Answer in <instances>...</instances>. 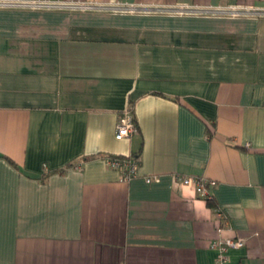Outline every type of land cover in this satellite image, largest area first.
Wrapping results in <instances>:
<instances>
[{"label": "crops", "instance_id": "crops-1", "mask_svg": "<svg viewBox=\"0 0 264 264\" xmlns=\"http://www.w3.org/2000/svg\"><path fill=\"white\" fill-rule=\"evenodd\" d=\"M221 235L264 264V17L0 7V264H216Z\"/></svg>", "mask_w": 264, "mask_h": 264}, {"label": "built area", "instance_id": "built-area-1", "mask_svg": "<svg viewBox=\"0 0 264 264\" xmlns=\"http://www.w3.org/2000/svg\"><path fill=\"white\" fill-rule=\"evenodd\" d=\"M0 7L24 8V9H48V10H70V11H106V12H153L165 14L184 15H209V16H251L264 17V7L232 3L227 5H199L190 3L176 4H143L123 3L117 1L96 0H0ZM137 130L136 120L130 107L121 114L116 125V139L129 137ZM108 165L119 172L120 180L130 181L140 175V158L134 155L106 154ZM184 185H194L197 195L207 201L213 199L211 192L216 180L205 176H181ZM151 181L152 177H146ZM217 217L220 220L218 230L222 231L230 226V219L221 207L215 206ZM244 240L234 237H222L212 242V247L218 249L216 264H229L228 252L231 248L241 247Z\"/></svg>", "mask_w": 264, "mask_h": 264}, {"label": "trees", "instance_id": "trees-1", "mask_svg": "<svg viewBox=\"0 0 264 264\" xmlns=\"http://www.w3.org/2000/svg\"><path fill=\"white\" fill-rule=\"evenodd\" d=\"M131 154L134 155L135 157H136V156L139 157V155L136 154V153H131ZM121 156H122V155H121ZM208 202L213 203L212 200H209Z\"/></svg>", "mask_w": 264, "mask_h": 264}]
</instances>
